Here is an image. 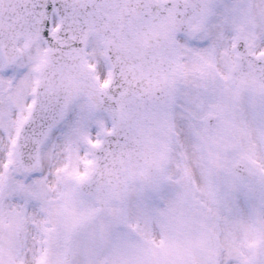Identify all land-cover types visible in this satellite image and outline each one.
I'll return each mask as SVG.
<instances>
[{
  "label": "snow or ice",
  "instance_id": "1",
  "mask_svg": "<svg viewBox=\"0 0 264 264\" xmlns=\"http://www.w3.org/2000/svg\"><path fill=\"white\" fill-rule=\"evenodd\" d=\"M0 264H264V0H0Z\"/></svg>",
  "mask_w": 264,
  "mask_h": 264
}]
</instances>
